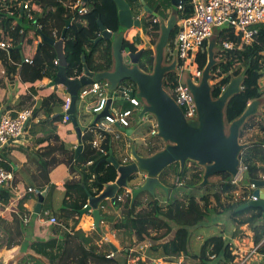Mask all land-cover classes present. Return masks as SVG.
Listing matches in <instances>:
<instances>
[{
  "label": "trees",
  "instance_id": "trees-1",
  "mask_svg": "<svg viewBox=\"0 0 264 264\" xmlns=\"http://www.w3.org/2000/svg\"><path fill=\"white\" fill-rule=\"evenodd\" d=\"M69 1L74 0H0V42L12 40V48L10 50L0 48V70L4 71V74L0 73L2 82L14 83L20 76V79L25 83H30L33 87L36 82L44 78L51 80L56 78L58 68L51 65L57 57L56 52L52 46L46 43L41 45L38 50V42H40L41 36L34 29V25L36 24L38 26L37 29L41 30L46 36L54 38V31H56L57 39L61 38L63 30L66 27V21L72 18L70 8L67 6ZM126 1L132 9L134 18H140L142 23L141 29H130L131 31L128 32L124 42V50L128 49L130 52L136 53L141 48H144L145 41L143 40V36L151 37L150 43L152 45L156 43L159 37L160 24L158 21L154 22L156 18L153 15L144 11L141 0ZM144 1L154 12L158 13L162 18L167 19V16L165 18L160 9H170L171 0ZM26 3L34 7V10L28 11L24 9L23 7ZM88 3L90 8L89 13L80 18L86 24L74 22L67 31L65 54L68 61L66 74L69 78H78L83 74V54L91 71H106L112 67L111 41L103 39L97 44H95V41L101 35L99 20L102 21L107 30L113 33L118 31L120 24L117 4L114 0H89ZM135 7L142 8L143 13L140 14L134 11ZM11 20L17 22V26L12 30L11 35H9L7 27ZM256 28H258L259 35L249 46H242L240 38H236L233 34L228 33L226 37L235 41L238 48L235 51L224 53L222 56L223 61L213 70L214 73L218 72L216 82L213 84V96L217 98L223 88L227 87L233 75H239L250 66L242 93L235 96L228 106L227 114L229 122L238 118L252 100L261 98L264 95V24L256 26ZM134 29L138 32L131 36V32ZM175 34L176 30L171 35L169 43V60H172L174 56ZM20 45L22 46L21 49L18 48ZM35 53V65L25 64L24 59L29 54L33 55ZM39 54L42 58L40 61L37 58ZM203 58L206 61V57L203 56L201 59L203 60ZM153 63V50L144 51L140 59V67L147 71L153 67ZM46 65H50V69L44 71ZM202 66L204 67L205 64H202ZM171 78H175V76L173 74L168 75L165 82L167 83ZM219 78L220 81L218 80ZM124 82H127L129 85L132 84L129 80ZM35 93L36 91L32 90V95ZM23 98L27 102L31 101L30 104L33 103L31 96L27 95L23 96ZM64 102L65 98L59 94L52 93L33 109V117L36 118L42 114L46 118L44 123L51 125L61 122L64 119V115L61 114L64 112ZM19 109L23 108L19 107ZM255 127H258L264 133V115L262 117L251 118L241 133L243 142H257V144L246 149L242 155V163L247 168L245 174L249 175L248 178L243 177L242 183H247L250 180H264V138L258 134L251 138L249 137L250 132ZM88 128H91V132H87L88 135L84 136V151L78 158H75V153H71V161L76 164L75 168L79 170L81 176L79 179L73 178L66 182V185H81L84 187L85 199H88L87 191L94 196H98L103 191L104 185L111 181H116L117 176L115 168L107 162L110 150L112 149L110 136L106 135L99 148H96L94 146L95 136L97 135L94 133L97 130L96 125L92 122L88 125ZM4 152L5 150L0 156V166L15 174L16 164H12L13 167H11L10 164L13 163V159L8 153L4 154ZM128 163L125 162V164ZM189 163L191 162H188L182 173L180 172V166L176 164V176H179L182 180L188 169L193 171L191 179L187 183L183 182L182 187L172 184V188L175 189L176 193H182L184 199L182 196H178L171 202L161 204L156 199V195L152 196L144 192L133 203L131 194L122 202L118 200V197L124 195L126 191L122 189L119 192L114 207L120 208L124 205L128 210L129 217L132 218L136 226L134 231L126 230L125 237L131 238L135 235L140 242L152 239L156 243H161L163 244V254L172 256V258L169 257L168 259L180 256L190 257L184 264H207L212 256L220 259L219 264H237L233 256L232 245L223 235L207 237L199 253L196 256H191L189 253L190 229L209 222L214 216L229 215L236 228V233H234L233 237L239 234L242 227L247 226L252 230L255 236V243L258 244L264 238V227L259 225L264 212L262 209L252 208L237 212V209L245 204L252 195V189L243 190L239 196L233 195L238 186L230 180V175L227 173L211 177L210 180L213 185L211 188H207L209 191H206L204 195L196 194V192L193 195L191 190H199L201 192L205 189H198L196 187L202 181L203 170L193 162L194 167L189 168ZM103 168L109 170L108 174L115 173L116 175L112 178L101 176ZM73 170L72 168V172ZM160 181L165 185L161 177ZM168 189L170 192V187ZM184 189H189V192H184ZM51 191H53V187H51ZM51 191L45 201L46 207L49 206L51 201ZM29 195L20 204L21 214H24L23 203L31 197ZM144 196H147L145 205L143 202ZM12 199V190L9 187H4L0 191V202L4 206H7ZM63 209L65 211V208ZM153 216L156 217V220L152 219ZM121 227L123 225L118 223H114L111 226L112 229L117 230ZM163 229L166 231L160 236V230L162 231ZM154 231L157 234L152 236ZM106 247L111 252L110 247L108 245ZM127 248L129 249V246ZM93 249L95 248L93 247ZM263 250L261 249V251ZM108 256H99V258L106 261L109 259ZM79 264H86V260H82Z\"/></svg>",
  "mask_w": 264,
  "mask_h": 264
},
{
  "label": "water",
  "instance_id": "water-1",
  "mask_svg": "<svg viewBox=\"0 0 264 264\" xmlns=\"http://www.w3.org/2000/svg\"><path fill=\"white\" fill-rule=\"evenodd\" d=\"M114 1L118 7L120 27L117 32L113 33L107 30L99 20L101 35L95 41V44L103 39L111 41L112 67L110 70L91 71L83 54V74L78 78H69L66 74L68 61L65 54V40L71 20L66 21V27L59 40L46 36L37 29L36 24L34 25V29L43 39L38 45V50L43 43L52 46L60 62L56 78L52 81L51 86H62L71 96V107L62 115H70L71 122L75 126L78 138V146L74 149L75 158L81 155L84 148L83 130L77 119V96L81 88L95 82L107 84L106 90L109 97L104 111L96 116L95 125L100 119L110 115L113 102L132 100L133 104L140 107V110L134 114L137 125L143 122L147 114H151L155 118V133L152 136L161 140L163 144V147L153 154L141 155L137 150V144L131 141V162L128 164L119 161L113 154V150H110L107 162L115 168L119 176L114 183L105 184L103 191L98 196L87 191L88 202L80 211L81 215L92 213L96 228H100V223L103 221L100 210L102 203L106 200L115 203L122 189L130 192L132 203L144 192L155 196L157 188L168 192V187L161 183L160 176L167 167L174 164L180 166L181 173L188 162L195 163L203 170L202 181L196 186L198 189L213 185L210 178L221 173L229 174L230 180L235 182L241 172V158L244 151L257 144V142H242V130L251 118L261 114L260 109L264 106L263 95L261 98L252 100L234 121L229 122L228 120V106L235 96L242 93L250 66L239 75H233L227 87L217 98L213 96L214 87L211 82L216 78L213 73L214 68L221 63L217 59V54L222 51L219 45L220 33L222 30L228 29V25L225 24L214 28L213 35L209 38L206 63L201 78L194 81L190 72L187 71L183 74L182 82L188 87L197 108L195 118L186 117L175 98L164 86L168 75L180 74L177 55L173 56L171 62L168 63L167 60L171 35L180 19L178 6L181 0H171V14L167 19L159 16L147 6L144 0H141L144 11L158 19L160 32L154 45L144 39L146 46L136 53L130 52L128 49L124 50V42L126 33L130 29L142 28L141 19L134 18L132 9L126 0ZM152 47L154 49L153 69L151 72H147L140 67V59L144 51L150 50ZM18 48L21 49L22 46L20 45ZM126 56L128 62L125 59ZM126 80L131 81L132 84L123 85ZM126 86H130L134 90L126 89ZM132 133L133 130H130L129 134L132 135ZM138 175L144 177L143 183L132 188L131 177L133 176V180H136ZM244 176L249 177L248 174H244ZM249 183L253 186L251 195L253 198L240 206L237 212L249 208L262 209L264 212V180H250ZM45 197L46 193L38 196V204L34 210L36 215L41 214ZM110 245L116 251V248L112 244Z\"/></svg>",
  "mask_w": 264,
  "mask_h": 264
},
{
  "label": "crops",
  "instance_id": "crops-1",
  "mask_svg": "<svg viewBox=\"0 0 264 264\" xmlns=\"http://www.w3.org/2000/svg\"><path fill=\"white\" fill-rule=\"evenodd\" d=\"M32 9L34 10V7ZM10 26L14 29L17 22L11 20ZM54 39L58 40L56 31H54ZM42 40L41 36L38 43L40 44ZM35 55L36 53L29 54L28 57L35 59ZM52 81L44 78L32 87L30 83H25L20 79V76L14 83L2 82L0 79V118L5 114L27 109L33 110L52 93L65 98L66 89L62 86H51ZM32 90L36 91L34 95H32ZM27 95L33 98L32 104H30L31 101L27 102L23 98ZM19 107L23 109L20 110ZM45 119L42 114L36 118L33 117L28 124L27 138L10 143L0 152L1 156L5 150L4 154L8 153L13 159V163L10 164L11 167L16 164L14 181L8 186L12 190L13 199L9 205L0 207V264H79L82 260H86V264H94L91 260L93 258L94 261H99L98 264H152L154 260L172 258V256L163 254V244L161 243H156L152 239L140 242L135 235L131 238L125 237V231H134L136 226L132 218L126 213L128 210L124 205L115 208V214L118 216L115 223L123 225L118 230L112 229L104 222L103 204L100 208L103 217L100 228L94 226L91 212L85 213L86 215L83 216L80 214V211L88 202V199H85L84 196L85 189L81 185H66L67 181L73 178L79 179L81 176L79 170L75 168L76 164L71 161V153H75L74 149L78 146L75 126L72 122L66 123L63 120L54 125L46 124L44 123ZM78 124L83 130L84 147V136L88 135L87 132H91V128L89 129L88 126L83 128L79 119ZM129 131L115 125V136L106 134L111 138L114 155L117 140H119V143L126 144L124 149L120 147L122 156L124 154L128 156L124 159L126 163L131 162L130 143L123 138L126 137L127 133L129 134ZM94 133L97 134L95 141L101 145L103 141L101 135L96 131ZM129 136L131 135L129 134ZM140 139L144 141V139ZM115 157L117 156L115 155ZM72 168L74 169L73 172ZM118 176L117 173L116 179ZM143 180L144 177L138 175L136 184L132 188L140 186ZM237 186L236 191L233 193L235 196L242 194L245 189H252L249 182L241 185L238 182ZM51 187H53V191H51ZM30 188L46 193L42 212L39 215H36L34 211L38 204V197L28 192ZM50 191L52 192L51 201L49 206L46 207L45 201ZM251 191L253 192V190ZM28 195L31 197L23 203L24 214H21L20 204ZM158 195H161V192L156 189V199L159 200ZM122 196L124 197L122 202H124L127 197H125V194ZM144 198H146L143 200L145 205L147 196H144ZM107 205L113 206L114 203L107 200ZM63 208H65V211ZM109 211L108 209L107 212ZM52 217H55L59 223L52 224L50 222ZM76 223L78 224L75 225ZM259 225L264 227V216L261 218ZM200 226L204 227V230L213 227L221 229L219 235H223L231 243L233 256L237 264H243L246 254L264 241L263 238L256 244L255 236L247 226L242 227L239 234L233 237L236 228L229 215L214 216L209 222ZM156 234L157 232L152 236ZM198 238L203 244L205 239L201 235ZM87 240L90 241L85 242ZM110 244L116 248V251ZM106 245L110 247L111 252H109ZM127 246H129V249ZM108 254L109 256L114 254V256L109 257ZM261 255V252L255 254L244 264H261ZM99 256H108L109 259L104 261ZM219 262L220 259L215 257L210 258L207 264H219Z\"/></svg>",
  "mask_w": 264,
  "mask_h": 264
},
{
  "label": "built area",
  "instance_id": "built-area-1",
  "mask_svg": "<svg viewBox=\"0 0 264 264\" xmlns=\"http://www.w3.org/2000/svg\"><path fill=\"white\" fill-rule=\"evenodd\" d=\"M88 2L89 1L86 2L84 0H74L67 3L72 14L70 26H72L74 22L86 24V22L80 18L89 13L90 8ZM23 8L28 11H33L29 3H26ZM178 11L180 19L175 29L176 44L174 54H176L178 58V69L180 74H173L175 78L169 79L167 83L164 81V86L175 98L186 117L195 118L197 116V108L188 87L182 82V77L183 74L188 71L192 79L198 81L202 76L203 68L201 64L191 67L192 57L190 53L192 51L202 50L201 53L206 51L207 54L209 38L213 35L214 28L221 27L225 24L228 25V29L222 30L219 36V45L224 53L235 51L238 48L235 41L226 37L228 33L233 34L236 38H240V44L242 46L251 45L259 35L256 26L264 24V0H181ZM157 21L158 19L154 20V22ZM10 22L7 27L9 35H11L13 30L10 26ZM0 48L10 50L12 48V40L9 42H0ZM24 63L31 66L35 65L34 59L30 57L25 58ZM51 65L55 68H59L60 62L56 58ZM49 69L50 65H46L44 71ZM0 73L4 74V71L0 70ZM214 74L217 79L218 72ZM218 80L220 81V78ZM106 86L107 84L105 82H95L81 88L77 96V102L79 101V103L84 104L86 99L93 95L94 100L88 104L87 111L97 116L104 111L109 98ZM125 88L132 90L130 86H126ZM225 88H223L222 91H224ZM126 97L128 98V95H126ZM130 101L132 102V100ZM70 107L71 96L66 93L65 102L63 104L64 112L66 113L69 111ZM133 116L134 112L132 110L120 111L110 109V115L103 117L96 124V132L99 135L103 134L101 135L102 139L106 134L115 136L114 126L119 125L124 129H128L131 125L130 119L133 118ZM32 119L33 110L31 109L5 114L0 118V152L10 143L25 140L27 138L28 124ZM63 122H71V116L65 114ZM153 133H155L154 129L152 134ZM94 146L99 148L100 143L94 141ZM123 162H126V160ZM189 165L188 167H190ZM240 169V175L233 183L238 184V182L243 180L247 168L241 163ZM13 180L14 173L0 166V188L3 189L4 187H8L12 184ZM175 185L177 187L183 186V181L179 176L175 177ZM251 188L253 189V186H251ZM28 192L35 194L37 197L43 194L41 190L32 188L28 189ZM129 194L130 192L126 190L125 197ZM251 198L253 197L250 196L248 201ZM123 199V196L118 197L119 201ZM3 206L4 205L0 202V207ZM50 222L52 224L59 223L55 217H52ZM261 249H264V241L246 254L244 263L248 262L255 254L261 252L260 263L264 264V250L261 251ZM113 256L114 254H111L109 257ZM211 258L213 259L215 256ZM187 259L188 257L185 256L173 259L163 258L152 261V264H184Z\"/></svg>",
  "mask_w": 264,
  "mask_h": 264
},
{
  "label": "rangeland",
  "instance_id": "rangeland-1",
  "mask_svg": "<svg viewBox=\"0 0 264 264\" xmlns=\"http://www.w3.org/2000/svg\"><path fill=\"white\" fill-rule=\"evenodd\" d=\"M143 9H144V7H143ZM143 9L135 7L134 11H136L137 13L141 14V13H143ZM168 14H169L168 15V17H169L170 14H171V11ZM164 15H165V18H166L167 14L165 13ZM136 29H134L131 32V36H133L134 34H136V32H138V31H136ZM144 39H146L148 42L151 41V37H148V36H143V40ZM145 46H146V43L144 44V47ZM153 47H152V49H153ZM201 51L202 50H196V51H192L190 53V56L192 57L191 67H194V66H196L198 64H201V67H203L202 64L206 63L205 58H203V60L201 59L203 56L206 57V51H203L202 53H201ZM199 53H201V54H199ZM37 58L39 59V61L42 60L40 54L37 56ZM125 59L128 62V57L127 56L125 57ZM200 59H201V61L199 62ZM44 63H47V62H44ZM214 82H216V78L211 82V85H213ZM93 100H94V96L92 95V96H89L86 99L84 104L79 103V101L77 102V109H78L77 117H78L81 125L83 126V128H85L86 126H88L89 124L94 122V120L96 119V115L95 114L89 113L87 111V107L89 106L88 104L91 103ZM111 109L112 110L116 109V110H120V111L132 110L134 112V114H135V113H137L140 110V107L138 105H136V104H133L132 102L130 103V101L117 100V101L113 102V105H112ZM260 112H261V114H259V116H255V117H262L264 115V106L260 109ZM130 122H131V125H130V127L127 130H133L134 134L129 136V134L127 133L126 137L123 138V139L128 140L129 143L131 141H134L136 144H138L137 150H138L139 154H141V155H150L152 152L154 153V151L157 150L158 148L161 149L163 147L162 141L152 136L151 132L154 129L155 118L151 114H147L145 119L143 120V122L140 123L139 125H137V120L134 118V116H133V118L130 119ZM257 134L264 138V133H262L258 127H255L250 132L249 137L251 138L252 136L257 135ZM140 138L144 139V141H141ZM241 141L243 142L242 139H241ZM125 145H126L125 143H121V142L119 143V140H117L115 142V147H114L115 148V155L117 156L116 158L119 161H121V162H123V160L125 158H128V156L127 155L125 156V154L122 156V153L120 151V147L122 149H124ZM194 164L190 163V165H189L190 167L189 168H193ZM108 171L109 170L107 168L106 169L103 168L101 176H105V177L107 176V177L112 178L113 176L116 175L115 173H113V174L109 173L108 174ZM192 172H193L192 170H188L187 169L186 175L182 178L184 183H187L191 179ZM176 175H177V169H176V165L175 164L172 165V166L167 167L164 170V172L161 174L160 177L162 178V181H164L166 187H168V188L170 187V192L169 193H167L164 190H163L164 191L163 192L162 189L157 188L161 192V195L157 196V198L160 197V199L158 201L161 204L168 203L169 201L171 202L178 196H180V197L182 196V198L184 199V195L182 193L178 194V193H176L175 189L172 188L173 187L172 184L175 185V176ZM135 184H136V180H133V176H132L131 180H130V185L133 187ZM241 184H242V182H240V185ZM209 187L211 188L212 185L200 188V189H204L205 188L201 192H199V190L198 191H192L191 190V192H192L193 195L195 194V192H196V194L204 195L206 193V191H209V189H207ZM183 191L187 193V192H189V189H184ZM236 196H239V195H236ZM144 199H146V198H144ZM164 199L167 200V201L164 202L165 201ZM102 204H103V207H104V209L102 210V214L105 217L104 222L107 223L109 226H112L115 223V221H117V218H118L117 214H115V207H114V205L113 206L107 205V200L104 201ZM108 209L110 210L109 212H107ZM126 213H128V212L126 211ZM152 219L156 220V217L153 216ZM203 228L204 227H202V226H197V227H194V228L190 229V236H191V233H192V237L189 238V240H190V251L189 252H190L191 256L197 255L199 250H200V247L202 245L201 244V240L198 238L199 235H201V237L206 239L209 236L219 235L220 231H221V229L218 228V227H213V228H211L209 230H204ZM165 231H166L165 229H163L162 231L160 230V233H159L160 236L162 234H164ZM154 233H155V231L153 232V234ZM89 241L90 240H87L85 242H89ZM93 259H91V260L94 262V264H98L99 263V261H96V260L94 261Z\"/></svg>",
  "mask_w": 264,
  "mask_h": 264
},
{
  "label": "flooded vegetation",
  "instance_id": "flooded-vegetation-1",
  "mask_svg": "<svg viewBox=\"0 0 264 264\" xmlns=\"http://www.w3.org/2000/svg\"><path fill=\"white\" fill-rule=\"evenodd\" d=\"M170 9H171V8H170ZM170 9L164 10V9L161 8V9H160V12L163 13V14L166 13V14H167L166 16H167V18H168V15H169L168 13L170 12ZM167 12H168V13H167ZM158 15H159V14H158ZM159 16H160V15H159ZM158 22H159V21H158ZM152 50H153V49H152ZM153 52H154V51H153ZM174 55H175V54H174ZM223 55H224V52H223V50H222V52L219 53L218 56H217V59H218L219 61H221V62L223 61V60H222V56H223ZM167 62L169 63V62H171V60L168 59ZM152 68H153V67H152ZM152 68L149 69V70H147V72H151V71H152ZM123 85H127V82H123ZM132 90H134V89L132 88Z\"/></svg>",
  "mask_w": 264,
  "mask_h": 264
}]
</instances>
